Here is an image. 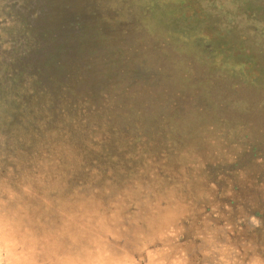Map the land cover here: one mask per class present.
I'll use <instances>...</instances> for the list:
<instances>
[{
    "label": "rangeland",
    "instance_id": "374dc122",
    "mask_svg": "<svg viewBox=\"0 0 264 264\" xmlns=\"http://www.w3.org/2000/svg\"><path fill=\"white\" fill-rule=\"evenodd\" d=\"M83 24L50 100L99 132L52 164L9 107ZM0 264H264V0H0Z\"/></svg>",
    "mask_w": 264,
    "mask_h": 264
},
{
    "label": "trees",
    "instance_id": "16d2710c",
    "mask_svg": "<svg viewBox=\"0 0 264 264\" xmlns=\"http://www.w3.org/2000/svg\"><path fill=\"white\" fill-rule=\"evenodd\" d=\"M94 22L97 23L96 24L97 27L95 29L91 28L90 31L95 32L96 36L94 37L96 39H100L99 41L100 44L104 46L106 50L111 49L110 51L115 54L120 50H123L119 47L120 46L119 36H113V35L108 36L103 34L100 28L101 26L100 21L95 20ZM108 24L112 25L111 23ZM111 27L114 28V26ZM45 28L46 26L42 27L41 29L42 33L45 31ZM89 28L87 27V25L83 24L77 28H73L72 26L66 27L63 30H61V33L60 30H58L59 36L57 38L48 41V42H52L51 44H52L53 52L43 57L40 60V64H39L40 66L34 70L35 71L34 76L36 78L34 79L37 80V82L32 86H28L24 88L23 90L21 89L23 91V95L21 97L19 95L20 98L18 97V95L16 97H12L15 98L14 101L16 100L19 101L21 99L24 100L21 102H11V106L9 107L11 113L10 117L12 119L10 120L15 122L14 125L12 124L13 126L10 123H9L10 126L8 124L10 128L9 132L12 134L16 133V131L21 133L22 140L20 142L22 148L26 146L28 148H32V150L39 149L37 154H41L39 152H43V150L45 149L47 153H49V156L51 155L49 160H51L52 162L49 163L52 164L57 163L59 161H64L62 158L64 159L70 158L73 154L77 153L75 143L77 145L79 142H82L81 148H84L85 147L84 145H87L90 141V139H88L90 134H95L94 132L98 131L97 129L90 133V129L83 126L85 125V123L88 124L87 121L82 123L79 119L75 118V111H74V107L71 106V102L64 101V102L54 103L51 102L50 100L51 98L52 100L56 99V96L54 94V91H56V89L62 90L59 87L58 88L52 87V84L53 83L55 84L56 82L55 74L57 73L56 71L59 67L58 64L59 60L55 64V62L57 61V54L66 52L65 55L67 56L68 59H70V61L75 62V60H78L79 69L86 70L89 69L88 67L92 66V64L90 63L92 56H89L87 58V61L86 59H84L85 46L88 42L87 39L89 36L88 35ZM73 29L79 30L77 32L79 38L75 45L73 44L76 36L75 33H73ZM53 31H57V30L53 29ZM50 34L52 35L54 34V32H51ZM44 39L46 40L45 37ZM68 54L70 55V58L68 57ZM72 54L79 55V58L72 57ZM35 60L37 63L39 62L38 59ZM107 60H109V57ZM27 64L28 67H30L29 68V74H30L33 72V68L31 67H33L34 64L33 63H27ZM69 65L70 66L67 69V71L68 70L70 71L72 67L77 66V63L73 65L72 64ZM97 68H98V64L95 69ZM79 72H80V76H78L79 79H77L78 81L75 82L77 84H80L82 80H84L83 78L84 73H81L82 70H80ZM39 78L41 79V85L38 84ZM38 85H40L39 88H37ZM74 87L79 89L78 85H74ZM80 90L86 92V90L83 89L81 86H80ZM78 93L80 95L82 94L78 91L74 94V97L80 98L78 97L79 96ZM53 95L55 99L53 98ZM62 97H64V94L61 97H58V99ZM81 98H83L84 101H82L81 99L82 102H80V100L75 99L76 102H78L77 109L80 110V107H78L79 103L82 105L85 104L88 108V114L84 116L87 118L91 117V119L88 120V122H90L91 120H93V116L91 112L95 110L98 111L97 104H96V108H94V104L92 102H87L89 99L85 101L86 96L84 95V93L83 96H81ZM51 106L52 109L57 108L56 110L59 111L60 113L55 115L54 113L56 112V110H51L50 112L49 108H51ZM101 107L103 108L102 105ZM76 112L79 111L76 110ZM82 132L90 133L89 136H87L86 138L84 137L85 140L83 139L82 136L81 137L79 136V134H82ZM24 139H26V143H24ZM29 150L28 152H30ZM82 154H87V153L85 152Z\"/></svg>",
    "mask_w": 264,
    "mask_h": 264
}]
</instances>
